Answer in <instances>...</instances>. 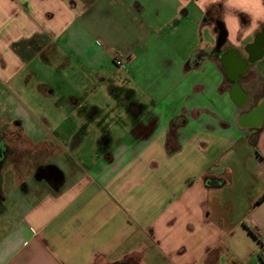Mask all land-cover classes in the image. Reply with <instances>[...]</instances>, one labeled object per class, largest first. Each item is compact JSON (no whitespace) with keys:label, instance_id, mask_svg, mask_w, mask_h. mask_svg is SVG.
Segmentation results:
<instances>
[{"label":"crops","instance_id":"0c3cea01","mask_svg":"<svg viewBox=\"0 0 264 264\" xmlns=\"http://www.w3.org/2000/svg\"><path fill=\"white\" fill-rule=\"evenodd\" d=\"M0 134V264H264V0H0Z\"/></svg>","mask_w":264,"mask_h":264},{"label":"rangeland","instance_id":"374dc122","mask_svg":"<svg viewBox=\"0 0 264 264\" xmlns=\"http://www.w3.org/2000/svg\"><path fill=\"white\" fill-rule=\"evenodd\" d=\"M198 36H201V32H198ZM44 75H51L50 73H43ZM130 100V99H129ZM95 140V137H91L90 140H88V143L85 147H82L80 150V155L76 154L77 157H80V163L85 165L92 164L96 160V150L92 146V141ZM75 156V154H73Z\"/></svg>","mask_w":264,"mask_h":264},{"label":"flooded vegetation","instance_id":"af4514ba","mask_svg":"<svg viewBox=\"0 0 264 264\" xmlns=\"http://www.w3.org/2000/svg\"><path fill=\"white\" fill-rule=\"evenodd\" d=\"M216 54L217 53H221L220 48H216L213 50ZM5 136H3V134H0V170L2 165L4 164L5 159L8 157V153H9V146L7 144V142L5 141ZM1 186V184H0ZM0 192H1V187H0ZM0 197L2 198V194L0 193ZM121 264H126L124 262H122Z\"/></svg>","mask_w":264,"mask_h":264},{"label":"water","instance_id":"95a60500","mask_svg":"<svg viewBox=\"0 0 264 264\" xmlns=\"http://www.w3.org/2000/svg\"><path fill=\"white\" fill-rule=\"evenodd\" d=\"M217 24H218V29H219V39L217 42V48H220L226 41L227 32H226V29L221 22H218ZM0 182H1V178H0Z\"/></svg>","mask_w":264,"mask_h":264},{"label":"built area","instance_id":"2783aa9c","mask_svg":"<svg viewBox=\"0 0 264 264\" xmlns=\"http://www.w3.org/2000/svg\"><path fill=\"white\" fill-rule=\"evenodd\" d=\"M116 64L119 66V67H124V60H123V56H118L117 59H116ZM261 257L264 259V251L261 255Z\"/></svg>","mask_w":264,"mask_h":264},{"label":"trees","instance_id":"16d2710c","mask_svg":"<svg viewBox=\"0 0 264 264\" xmlns=\"http://www.w3.org/2000/svg\"><path fill=\"white\" fill-rule=\"evenodd\" d=\"M206 180H207V178H206ZM118 264H121V263H118Z\"/></svg>","mask_w":264,"mask_h":264}]
</instances>
